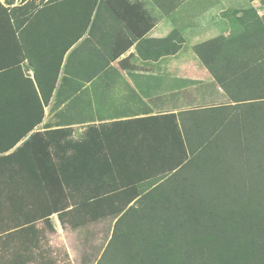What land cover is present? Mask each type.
Masks as SVG:
<instances>
[{
	"label": "trees",
	"instance_id": "obj_1",
	"mask_svg": "<svg viewBox=\"0 0 264 264\" xmlns=\"http://www.w3.org/2000/svg\"><path fill=\"white\" fill-rule=\"evenodd\" d=\"M95 1L0 3V153L43 117V103L21 64L33 63L36 43L53 46L63 37L64 51L80 38ZM101 4L106 7L99 0L86 37L73 49L86 44V56H92L85 62L92 71L87 78L136 39L143 59L180 49L177 34L114 35L109 49L89 46L94 39L100 43L93 30ZM147 21L142 33L154 23ZM247 24L193 46L223 89L225 104L143 117L148 128L141 143L116 145L95 164L79 160L76 141L61 146L70 151L67 158L56 147L34 150L38 136L51 145L56 131L34 132L0 155V223L6 222L0 233L47 221L52 213L63 224L100 219L114 209L119 215L95 264H264V25L256 12ZM249 42L261 56L251 67L243 59ZM29 260L16 257L11 264Z\"/></svg>",
	"mask_w": 264,
	"mask_h": 264
},
{
	"label": "crops",
	"instance_id": "obj_2",
	"mask_svg": "<svg viewBox=\"0 0 264 264\" xmlns=\"http://www.w3.org/2000/svg\"><path fill=\"white\" fill-rule=\"evenodd\" d=\"M20 2L13 0L14 5ZM98 2L95 1L85 32L64 51L66 40L63 37L53 46L36 43L33 63L28 64L25 60L21 64L43 103V117L25 137L0 155L14 151L34 132L56 131L49 135L51 145H46V136H38L33 144L34 150L47 152L56 147L57 155L67 158L70 151L66 148L63 152L61 146L76 141L82 149L79 160L95 164L105 161V154L112 152L111 148L116 145L127 149L139 141L141 143L146 134L144 130L148 128L147 122L140 121L143 117L225 104L227 100L215 103L214 99L220 100L222 95L227 99L226 95L194 53L193 46L216 36L240 31L254 18V12L262 17L264 8L261 0H103L106 7L101 4L97 15L99 22L93 30L101 38L100 43L94 39L89 46L106 50L110 48L114 35L129 37L138 33L150 38L177 34L183 37V43L174 54L143 59L136 46L141 39H136L99 73L87 78L86 74L92 71L86 68L85 62L92 56H86L83 47L86 44L76 51L73 49L86 37ZM0 3L3 4L4 0ZM147 18H152L154 23L142 33ZM187 36H194L197 43L185 44ZM199 36L205 38L200 41ZM123 153L126 155L128 152ZM36 156L40 155L36 153ZM28 160H32L29 151ZM52 216L56 217L52 224L53 232H63L57 214L49 215L50 218ZM97 222L95 219L86 221L89 223L87 226ZM5 224L2 222L0 226ZM43 224L47 227L44 219H38L6 230L0 233V238L13 237L12 255L23 260L30 258L25 264H49L53 259L49 253L52 248L44 250L43 243L48 237L38 228ZM76 251L95 252L92 247L81 246H77Z\"/></svg>",
	"mask_w": 264,
	"mask_h": 264
},
{
	"label": "rangeland",
	"instance_id": "obj_3",
	"mask_svg": "<svg viewBox=\"0 0 264 264\" xmlns=\"http://www.w3.org/2000/svg\"><path fill=\"white\" fill-rule=\"evenodd\" d=\"M262 9L263 12L260 19L263 23L262 25H264V8ZM244 27L246 28V26ZM245 28H240V31H243ZM240 31H232V33L236 34ZM198 38L200 41H202L201 39L205 37L202 38V36H199ZM194 39V36H187L185 44L190 45L191 43H197ZM245 46L246 50L244 51L243 59L248 63L254 60L257 62L258 59L261 58L260 54L257 52L258 45L253 46L252 42H249L245 44ZM185 49L188 50L187 46H185ZM249 66H252L251 63H249ZM226 100L227 99L224 98V95H222L220 100L214 99L215 103H224ZM133 201L134 200H132L129 204H131ZM114 212V209H110L109 211H105L106 214H104L100 219L98 217H93V219L98 220L99 222L93 223L92 226H87V224H89L86 223L87 220L75 223H63L62 227L64 230L63 232L60 231L59 234L53 232L52 228V224L54 220H56V217L52 216L51 218L49 217L47 221L45 220L47 227H45L43 224L42 226H38V228L42 230L40 231L41 233L44 234L46 232L48 237L43 243L45 247L44 250H51L52 248V253L48 251L50 255L52 254L53 256V259L49 260V264H95L100 257L102 250L105 248V245L112 232L113 224L119 215V213L114 215ZM92 227L96 231H93ZM94 232L96 233V236L93 235ZM37 244L40 247L42 246V244H39V242H37ZM13 245V237L8 236L5 238H0V264H11V261L15 258V256L12 255L11 250ZM77 246L85 248L88 247L89 249L92 247L95 252L92 254L87 253V251L77 252Z\"/></svg>",
	"mask_w": 264,
	"mask_h": 264
}]
</instances>
